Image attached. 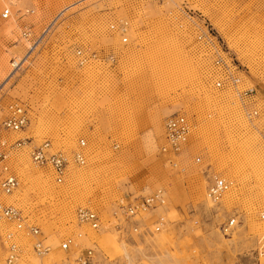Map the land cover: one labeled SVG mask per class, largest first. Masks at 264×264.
<instances>
[{"label": "rangeland", "instance_id": "obj_1", "mask_svg": "<svg viewBox=\"0 0 264 264\" xmlns=\"http://www.w3.org/2000/svg\"><path fill=\"white\" fill-rule=\"evenodd\" d=\"M121 20L131 23L126 44L111 29ZM199 28L230 76L216 65L212 46L197 39ZM37 36L41 44L31 50ZM81 47L120 58L108 70L83 68L73 56ZM24 57L9 78L12 59ZM231 77L240 79L237 87ZM249 88L254 92L242 98ZM11 103L27 109L29 126L8 135L28 141L15 154L20 189L9 199L38 220L49 243L82 229L109 259L124 263L106 250L112 233L77 226L76 208L91 205L109 220L123 197L164 188L166 205L146 221L173 224L174 252H198L211 264H264V0H0V121ZM179 113L192 130L187 149L174 157L162 147L165 122ZM80 138L88 142L87 164L63 184L30 158L32 146L47 139L71 153ZM214 175L232 183L218 203L206 199ZM146 238L127 241L149 248ZM0 264H7L1 241Z\"/></svg>", "mask_w": 264, "mask_h": 264}, {"label": "built area", "instance_id": "obj_2", "mask_svg": "<svg viewBox=\"0 0 264 264\" xmlns=\"http://www.w3.org/2000/svg\"><path fill=\"white\" fill-rule=\"evenodd\" d=\"M4 18H8L9 11L5 10L3 13ZM50 26V25H49ZM48 26V27H49ZM111 29L113 31H119L122 40L124 43L128 42V37L125 36V23L123 21L118 22L117 24H112ZM199 35H197V39L204 46L209 47L212 46L214 49V54L216 56L215 63L218 66L223 67L226 73H230V67L224 58L219 54L218 48L214 46L212 40L208 36V34L198 29ZM27 37L31 38L32 36L30 32L24 33ZM40 37H35L32 40V44L34 46L40 45ZM75 55L77 56L78 62L81 65L87 64L92 60H101L106 64H114L117 62V57L114 51L105 53L103 51L91 50L90 48H79L76 50ZM13 62L15 58L12 59ZM14 67H19V65L15 64ZM231 74H229L230 76ZM240 79L231 77L232 85L237 87ZM218 87H223L222 81H217ZM254 92L253 88H249L244 90L241 93L242 98L249 97ZM10 113L8 115H4V117L0 121V136L3 133L9 132H19L27 128L29 125V118L27 114V109L18 104H12L9 107ZM258 112L254 111L251 113V116L257 115ZM191 122L187 116L173 114L169 116L165 123L166 128V142L163 145L162 149L164 152L169 151L171 156H179L182 154L184 150L187 149L188 142L190 139V131ZM1 138V137H0ZM25 138H19L13 144L6 141H0V196L4 194H12L20 184L19 176L13 171L11 166L9 165V157L11 152L10 150L13 148L20 147L25 145ZM88 146V142L85 138H80L78 141V150L74 152V159L69 160L65 152L60 150H52V145L50 141H46L44 144L35 146L33 151L31 152L33 161L41 166V167H50L53 172V177L56 183L63 184L66 176L69 173V166L71 163L77 165H83L86 162V153L84 149ZM195 160L197 162L201 161V157H196ZM173 166L176 167V162L172 161ZM230 182H228L225 178L216 175L213 176L210 184L208 186V196L211 198L213 202H220L225 192L229 189ZM123 200L119 201L118 207L119 212L123 215L126 221L131 224L130 226H124L122 222H120L119 212L115 210L113 212V217H115L116 221L113 224L118 230H124L126 232L143 234L140 232V223L137 219L141 213L148 212L153 208L157 207L158 204H163L166 200V195L163 189H158L154 193L144 194V195H129L128 197H123ZM0 217H3L9 222L15 223L16 227L19 229L28 230L33 236L43 235L41 233L39 226L32 224L28 225L25 222V219L22 217V211L18 209L14 205H9L0 200ZM77 218L80 223L90 224L94 229H99L103 226V221L101 215L96 211L89 207H79L77 209ZM260 218L264 219V209L260 212ZM236 218H229L222 225V230L224 233H229L232 230V227L235 226ZM144 233L147 234V230L149 228L148 225H144ZM160 230V226H157V231ZM11 241V234L8 238ZM73 240L72 238L65 241L62 245V248L69 252L72 246ZM35 251L39 255H45L50 251V246L46 245L44 239H39L35 243ZM8 256L7 260L9 262H15L19 258V252L21 255V247H17L15 244L9 243L7 248ZM258 252L260 255L264 256V234L261 236L258 242ZM77 264H105L106 260L101 258L100 253L96 251L95 248L86 247L80 253V255L76 258ZM63 264H73L70 261V257H68L67 262Z\"/></svg>", "mask_w": 264, "mask_h": 264}, {"label": "bare ground", "instance_id": "obj_3", "mask_svg": "<svg viewBox=\"0 0 264 264\" xmlns=\"http://www.w3.org/2000/svg\"><path fill=\"white\" fill-rule=\"evenodd\" d=\"M26 12L30 13L31 10L27 9ZM121 21H123L125 23V36L128 37V40H129V30L131 27V23L129 22V20H121ZM25 32H27V31H24V33ZM24 33H23V35L25 37H27ZM120 36H121V34H120ZM120 38L122 40V36ZM122 42H123V40H122ZM124 44H126V43H124ZM34 48H35V46L33 45V46H31L30 49L33 50ZM77 49H79V48H77ZM77 49H75L73 56H74V61L76 62V64L78 66L84 68V67H89L90 65L97 63L100 65L101 70H108V67H106V63H104L101 60H98V61L92 60L89 63L84 64V65L79 64L77 56L75 55ZM115 55L117 58H120L118 54L115 53ZM26 58L27 57H24L21 60H16V61L11 63L13 66V70H12L9 78L13 77L14 73L23 66L24 62L26 61ZM15 64L19 65V67H14ZM216 85H217V82H216ZM12 104H17V103H11L8 106V114L10 113L9 107ZM27 114H28V112H27ZM179 115L187 116L185 114H180V113H179ZM188 119H189V117H188ZM191 129H192V126H191ZM12 133H18V132H9V133H5V134L3 133V135L0 136L1 137L0 141L1 142L6 141V142H10L11 144H13L19 138H17L14 141H10L8 139V135L12 134ZM165 134H166V128H165ZM190 134H191V131H190ZM261 134L264 138V130L261 131ZM46 141H50V143L52 145V150H55V151L60 150L62 152H65V154L67 155V157L69 158L70 161L74 159V152L75 151L69 153L63 149H56L53 146L52 141L48 140V139L45 140L42 144H44ZM25 142L26 143L28 142L27 138H25ZM42 144H39V145H42ZM39 145H33L32 146V148L30 149V152H29L30 158L36 166L48 170L53 175V172H52L50 167H41V166L37 165L32 159L31 152L33 151V148L35 146H39ZM22 146H24V145H22ZM22 146H20V147H22ZM20 147H17L16 149L13 148L10 150L11 152H9L10 157H9L8 163L15 173H16V170L13 166V162H14L15 154ZM86 150H87V147L84 149L85 153H86ZM86 164H87V154H86V162L83 165H77L74 163L70 164V166L68 167L69 168L68 175L70 174V172L74 168L79 167V166H84ZM68 175L66 176V178L68 177ZM214 176H216V175H214ZM231 185H232V183L230 182V187H231ZM19 189H20V184H19L18 188L12 194L1 195L0 200L6 204L14 205L18 209H20L22 211V217L25 219V222L28 225L35 224V225L39 226L40 231H41V233H43V235H42V237H41V235L33 236V234H31L28 230L19 229L18 227H16L15 223L9 222L6 219H4L3 217H0V241H1L2 249H3L5 261L7 264H21L22 262H28L29 264H63L65 262H67L68 257H70V261L73 264H77L76 258L80 255V253L86 247L95 248L96 251L100 253L101 258L106 260L105 264H124V263L125 264H211L208 260H206V258L204 257L205 255L202 256L198 252L189 253V254L188 253L178 254V253L173 251V248H172V243H173L172 242V240H173L172 239V235H173L172 225L173 224L171 225L169 220L165 221L164 218L161 217L159 220L155 221L151 225L147 223L146 216H148L153 210H156L157 208L163 207L164 205H166V200L164 201L163 204H158L157 207L153 208L152 210H150L148 212L141 213L139 216H137V219L140 223V232L143 234H137V233L130 234L129 232H126L124 230H121V231L118 230L113 225L116 221L115 217H113V212L115 210H117V212H119L118 203H119V201H121L123 199L119 200L113 206V208H111L112 214H110L111 218L109 220H104L103 216L101 214V211L95 209L91 205H89V206L88 205H81V206H78L76 208L75 217H76L77 226L79 228H81L84 225L90 226V224L79 222V220L77 218V209L79 207H89L93 210H96L101 215V218L103 221V226L99 229H94L92 226H90V227L94 231H96L97 233L110 232L113 234V236H115V237L111 236V238H107L105 240L106 245L110 247L106 250L110 253L111 256H115L116 254L120 255L122 257L121 259L124 261V263H122L121 260L119 261L117 259H115V260L109 259L108 256L100 249V247L98 246L96 241H93L92 238L87 233H85L82 229H80L78 231H73V232L67 231L64 234H62L60 232V233H58V236H57L58 244L55 246L52 243H49L48 236L46 235V232L44 231V229L42 228V226L38 222V220H35L33 218V216L31 215V213H29L27 210H25L24 208H22V207L18 206L17 204L10 201L9 198L11 196L15 195L19 191ZM159 189H163L165 192V195H166V191L164 188H159ZM206 199L209 202L211 200V198L208 196V189H207V198ZM119 216H120V219H118V220H120V222H122V224L124 226H126V225L130 226L131 225L126 221V219L123 217V215L120 212H119ZM144 225L149 226V228L147 230V232L148 231L149 232L147 234L144 233V229H145ZM157 226H160L159 231H157ZM10 234H11V241L8 239ZM150 235H152V236H150ZM136 237L139 239H144L147 237L146 239H147V242L149 244V248H145V247H142L139 245H132L127 241L128 239L135 240ZM41 238L44 239V242L46 245L50 246V251L48 253H46L45 255L44 254L39 255L35 251V248H34L35 243ZM70 238H72L73 243H72L70 251L67 252L62 248V245L65 241H67ZM24 239H28L30 242L26 243V242H24ZM10 242H11V244L13 243L17 247H19V249L21 247V255L19 252L18 260L15 262H12V263L7 260V256H8L7 248L9 246ZM221 244H222L221 248H224L225 250H227L228 253L231 252L227 243L225 241H223V239L221 241ZM216 264H223V263L220 260H218L216 262Z\"/></svg>", "mask_w": 264, "mask_h": 264}]
</instances>
